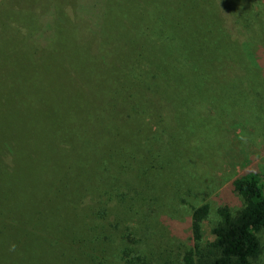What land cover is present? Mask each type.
<instances>
[{
    "label": "rangeland",
    "instance_id": "374dc122",
    "mask_svg": "<svg viewBox=\"0 0 264 264\" xmlns=\"http://www.w3.org/2000/svg\"><path fill=\"white\" fill-rule=\"evenodd\" d=\"M65 1L0 0V264H51L49 243L33 238L32 230L45 227L56 215L51 182L76 158L82 160L84 139L90 145L99 141L95 129L82 130L108 99V82L114 80L107 76L103 85L99 69H85L101 38H127L117 30L119 18L137 30L120 0H69L73 15H79L77 22L63 16ZM181 1L157 0L163 12L169 11L168 22L178 23V15L187 18L188 32L196 29L197 19L216 16L226 39L236 40L230 50L238 59L228 52L230 42L223 43L226 55L248 64L263 80L249 81L245 74L247 78L229 85L220 99L194 92L185 100L186 107L179 106L189 113L169 121V127L176 122L184 128L162 129L167 143L162 139L156 147L168 155L164 166L149 177L144 199H139L137 182L128 186L132 192L127 198L117 196L108 207L107 197L101 195L102 216L90 220L109 242L104 255L114 264H140L137 255L145 250L149 264H182L183 254L193 246L194 208L211 206L203 223L204 245L214 238L218 208L236 210L242 205L232 180L249 170L264 180V31L254 16L256 8L264 13V2L193 0L190 13L178 14ZM126 3L130 7L129 0ZM180 45L192 42L184 39ZM173 96L177 103L178 95ZM142 111L135 112L142 122L156 118L150 108ZM123 176L120 185L128 181ZM259 237L262 253L257 260L264 264V229Z\"/></svg>",
    "mask_w": 264,
    "mask_h": 264
},
{
    "label": "trees",
    "instance_id": "16d2710c",
    "mask_svg": "<svg viewBox=\"0 0 264 264\" xmlns=\"http://www.w3.org/2000/svg\"><path fill=\"white\" fill-rule=\"evenodd\" d=\"M68 1L64 3L63 16L74 17L77 22L79 15H73V4L70 7ZM126 1L117 2L125 6L138 31L119 18L120 23L115 25L119 26V33L127 34V38L115 41L101 38L91 65L85 69L96 73L99 69L97 76L103 85L107 76L114 77L108 82V99L93 111L94 115L82 130L95 129L99 141L90 145L84 139L86 147L82 160L76 158L63 175L51 182L50 191L57 203L56 215L44 224L45 227L32 230L33 238L49 243L51 264H114L104 255L110 248L109 242L103 240L98 225L90 220L102 216L101 195L104 193L107 197L108 207L117 196L127 198L132 192L128 186L137 182L141 186L139 199H144L145 186L152 182L149 177L164 166V155H168L160 153L161 148L156 147L163 144L162 139L164 142L167 139L162 129L184 128L179 122L169 127V121L183 111L189 113L179 106H185L190 95L196 93V96L206 97L211 94L210 97L220 99L226 96L224 90L245 74L250 75L249 81L263 80H259V74L248 64L243 65L240 59L232 61L226 55V44L230 42L228 52L237 58L235 51L230 50L236 46V40L232 36L226 39L216 16L197 19L196 29L187 32L185 25L190 20L178 15V23L168 22L169 11H162L160 0L158 3L157 0H129L130 7H126ZM192 1L182 0L177 5V13H190L194 9L189 3ZM211 3L209 0L208 4ZM254 16L258 23H263L264 31V13L256 8ZM184 39H189L192 45L181 46ZM173 93L178 95L177 103ZM144 107L156 113V118L147 124L135 116V112ZM154 127L155 133H151ZM142 128L146 132H142ZM119 176L128 181L120 185ZM131 177L133 183L129 181ZM231 186L242 205L236 210L226 205L218 208L220 219L212 229L214 238L204 245L203 223L211 206L204 203L194 208L191 217L193 246L183 254L182 264H259L257 259L262 253L259 233L264 229V180L259 172L249 170L232 180ZM134 230L137 232L136 228ZM147 257L146 250L141 257L137 255L140 264H149Z\"/></svg>",
    "mask_w": 264,
    "mask_h": 264
}]
</instances>
